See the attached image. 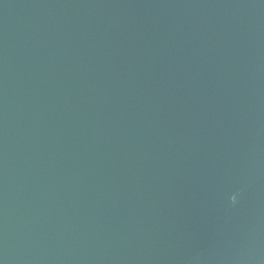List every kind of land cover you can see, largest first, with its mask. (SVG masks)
<instances>
[{"label":"water","instance_id":"95a60500","mask_svg":"<svg viewBox=\"0 0 264 264\" xmlns=\"http://www.w3.org/2000/svg\"><path fill=\"white\" fill-rule=\"evenodd\" d=\"M0 264H264V0H0Z\"/></svg>","mask_w":264,"mask_h":264}]
</instances>
